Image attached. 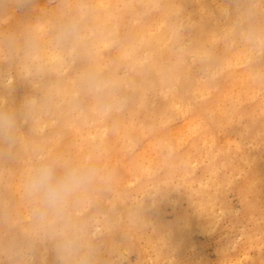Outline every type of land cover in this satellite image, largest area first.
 I'll use <instances>...</instances> for the list:
<instances>
[{"label": "bare ground", "instance_id": "bare-ground-1", "mask_svg": "<svg viewBox=\"0 0 264 264\" xmlns=\"http://www.w3.org/2000/svg\"><path fill=\"white\" fill-rule=\"evenodd\" d=\"M46 2H43L44 5ZM125 2H121L123 9L120 12L108 2L107 4L101 2V5L95 7V11L92 10L89 14L90 19L80 22L85 34H80L72 41H58V34L63 28L61 24H57L56 35L53 32H46L45 29L43 32L42 28L36 25L33 27L36 33L34 36L18 39L0 36V70L8 72L7 76L11 75L8 76L9 79L12 76L15 79H22L28 75L30 62L35 63L37 72L44 76L39 86L49 95L48 108L47 111H42L38 107L39 112L32 126L42 130L53 119L52 123H49L50 126L47 125L51 128L49 135L34 139L28 132V126H25L26 116L20 113L17 103L3 100L5 102L0 113L14 117L15 131L12 140L0 139V155L3 156L11 176L8 193L0 192V212L6 213L8 206L19 201L17 196L13 195L17 191L15 187L18 186L13 176L28 174L29 167L24 164L25 160H28L37 149L47 148L48 145L50 149L46 150L44 161L80 162L90 157L97 168L102 166L106 168L105 176L76 198L86 204L92 201L96 203V208H99V203L103 200L110 202V206L104 208L108 211L107 214L117 215L121 222L126 220L134 239L142 228L143 222L139 216L144 210L133 207V192L140 190L148 196L149 184L158 189L156 183L162 181L166 183L168 192L172 190V178L177 175L182 190L176 200L178 203L182 199L187 201V207L182 208L180 214L185 220L181 232L184 233L194 226L205 231L210 229L216 211L220 209L216 197L217 187L228 184L236 186L242 203V214L247 222V226L241 230L242 237L238 245L244 249L242 255L245 256V251L251 247L261 248L264 246V228L261 226V217L264 216V41L253 43L249 40V35L254 30L264 32V0H128V2L125 0ZM134 2L149 8L147 21H139L132 16ZM58 6L60 7V4ZM249 6L258 9V13H250ZM124 24L128 26L127 31L124 35L118 36L119 26ZM177 25L193 32L197 38L195 41L187 42V46L185 45L175 55L174 61L163 67L161 62L167 56L169 42L179 38L176 32ZM30 38L35 39L38 45L39 58H28L25 55ZM65 45H69L81 60L77 66L70 68L67 75H62L59 69L61 52ZM188 54L192 55L190 60L187 58ZM121 68H125L126 73L120 76L118 70ZM74 70H78L75 78L72 76ZM51 74L53 78L50 77ZM74 84L83 85L85 92L92 96V102L83 103L85 105L75 115L73 110L77 108L78 103L76 104L75 96L72 94ZM137 108L144 109L143 116L136 122L126 120L125 114L134 117L137 115ZM101 111L103 129L99 127L97 120V114ZM66 123L69 124L67 131L62 130ZM183 130H186V133H183ZM173 133L174 141L170 142L171 137L168 138V154L163 159L160 157L161 159L155 161V164L161 165L160 175H156L155 172L150 174L152 162L149 168L143 169L135 155L130 158L124 155L126 152L122 154V149H130L137 142L142 143L141 152L149 151L150 145L155 144L153 139L159 140ZM77 137L92 143L90 151L84 149L82 141L76 142ZM161 141L162 139L159 143ZM65 151L68 157L64 159L62 154ZM126 160L133 162L138 171L142 168L140 175H136L139 177L134 178L136 182L134 181L135 185L132 186H129L130 183L126 184L131 175L130 170H125ZM139 165L141 168H138ZM199 165L208 174L207 178L204 179V173L195 174L194 167L196 169ZM194 183H197L198 187L195 191L194 187L191 189ZM18 192L19 190L17 194L21 193ZM23 192L25 193V188ZM27 199H24L26 203ZM81 205L82 208L83 204ZM73 206L75 211L76 205ZM71 214L72 225L80 232L81 221L86 217L84 216L83 220L75 219ZM77 216L76 214L75 217ZM15 219L18 220L19 216ZM11 221L14 222L13 219ZM249 223H253L254 226ZM23 226L21 227V224L18 226V234L14 235L15 237L8 236L10 238L7 237L6 240L3 239L4 234L1 235L2 253L17 246L25 245L26 249L32 240L29 238V231L36 225L30 224L27 228ZM151 228L150 239L161 242L159 249L164 250L166 248V241L162 240L164 232L156 223L152 224ZM42 229L43 235L41 238L37 237V243L43 242L45 236L49 237V246L43 248L42 252H47L48 257L44 253L46 259L56 257L58 259L57 243L52 235L53 228L43 225ZM168 230H171L168 234L171 241L177 235L178 229L172 226ZM34 241L33 239L29 249L34 246ZM106 247L114 249L111 241L105 244ZM221 251V258L224 259L236 255L235 251L231 252L225 248ZM23 254L25 256V253ZM43 255L37 254L33 259L34 264H42ZM13 264H21V260L17 259ZM91 264H104V260L92 252ZM249 264H259V259H252Z\"/></svg>", "mask_w": 264, "mask_h": 264}, {"label": "rangeland", "instance_id": "rangeland-1", "mask_svg": "<svg viewBox=\"0 0 264 264\" xmlns=\"http://www.w3.org/2000/svg\"><path fill=\"white\" fill-rule=\"evenodd\" d=\"M46 1L45 0H5L3 3V0H0V32H1L0 36H2V38L4 37V38H8V39H12L13 37H14L13 39H18V37L21 38V37L34 36V34H36V33H35L33 27L36 25H39L42 28L43 32L45 29L46 32H53V34L56 35V33L58 31V25L57 24H61L62 27H64V26L68 25L66 23H72V22H76L77 27H78V36H80V34L81 35L85 34V31L81 27L80 22L90 19L89 14L92 12V10L95 11V9H96L95 7L98 8L101 5V2L102 3L104 2V4H107V2H108V4L111 7L112 6L115 7L117 9V11H119V12L122 11V9H123L122 3H126L125 0H113V1L112 0H99L100 1L99 3H98V0H87V1L86 0H72V1L71 0H61V1L60 0H52V1L46 0ZM58 1H60V2H58ZM109 1H110V3H109ZM126 1L128 2V0H126ZM43 2H46V4L44 5ZM96 2H97V4H96ZM35 3H37V5ZM59 4H60V7L58 6ZM116 4H117V7H116ZM38 5H41V6H38ZM33 6H36V8ZM56 6L58 8H56ZM62 6H63V8H62ZM67 6H70L69 7L70 9L67 8ZM91 6H92V8H91ZM119 7L121 9H118ZM249 7H248V11L249 12L251 11L250 13H252V14L258 13L257 12L258 9H256L254 6H249ZM60 9H64V10L62 11ZM42 11H43V13H42ZM134 11L136 12V14ZM33 14L35 15V18H34ZM148 15H149V8L148 7H145L142 4L141 5L137 4L136 2L133 3L132 16L135 19H137L139 21H147V19L149 18ZM64 16H67V17H64ZM83 17H84V19H83ZM79 19H80V21H79ZM52 23H54V25L57 28ZM63 24H64V26H63ZM127 27H128L127 24L120 25L117 35L118 36L124 35L125 32L127 31ZM7 30H9V31H7ZM176 32L178 33L179 38L176 40H171L169 42L168 48H167V50H168L167 56H165L161 62L163 67H167L169 65V63L174 61L175 55L178 52H180L184 48L185 45L187 46L188 43H190L191 41H195L197 38L193 32L185 30L183 27H181L179 25L176 26ZM184 38H187V39L184 40ZM65 46L63 47L62 52H61V58L62 59L64 58V60L61 59V65H60V69H59L60 74H62V75H67L69 73L70 68L73 66H77V64L81 60V58L76 54V52H74L72 49H70L69 45H65ZM69 50H71V51H69ZM76 56H77V58H76ZM188 56H190V57H188ZM191 57H192L191 54L187 55L188 60H190ZM29 68H30V73L28 75L24 76L22 79H15V77L13 78V76H12L13 80H12V78L9 79L8 76L10 74L7 76L8 72L0 70V111L2 110L3 103L5 102L3 100H5V99L7 101L13 102V104L17 103L18 105L16 104V106L19 107L20 113L23 116H26L25 126H28V132L31 133L30 135L32 137H34V139H39V138H43V137H46L47 135H49V133H50L49 130L51 128L47 127V125L50 126V124L52 123L51 120H53V119H51L50 122L48 121L50 124L47 123L46 126H44L46 128L40 127L41 129L43 128L42 130H39L38 128H35L32 126V124L35 122V119L37 118L36 115L39 112L38 107L42 111L43 110L47 111L49 95L47 94V91L44 88L39 86V83L44 79V76H41V73L37 72L36 67H35V63L30 62ZM76 73H78V70L72 71L73 78H75ZM125 73H126L125 68H121L118 70V74L120 76L124 75ZM10 77H11V75H10ZM50 77L53 78V74H51ZM74 86L76 88L73 87L72 94H73V97L75 96L74 98L76 99L75 100L76 104L78 103L77 108L75 110H73V114L75 115V113H77L81 107H83L85 104L90 103V101L92 102V96L89 92L88 93L85 92L84 88L82 87L83 85L74 84ZM80 86H81V88H80ZM74 91H76V93ZM83 103H85V104H83ZM142 109L143 108H137V111H136L137 115H135L134 117L129 116V114L126 113L125 114L126 120H128V121L133 120L135 122L138 121L143 116V114L145 113L144 109L143 110ZM24 110H26V111H24ZM102 117H103V111H101L97 114L98 125L101 129L104 128ZM68 127H69V124L66 123V124H64V126H62V130L67 131ZM183 133H186V130H183ZM183 135H185V134H183ZM174 136H175L174 133L171 136L168 135V136H166L167 139H166V137H164L165 140L162 137V138H160V139H162V141L160 143H159L160 139L159 140L153 139V141H155L153 143H155V144L150 145L149 151L147 150L148 152L147 151L144 153L141 152L143 149L142 145H141L142 143L137 142V144H135L134 147H132L130 149L129 148L122 149V154L126 152L128 154L126 155V153H125L124 155L126 157L129 156L130 158L135 155L136 160L140 161L139 163H141L142 168L144 167L145 169L149 168V164H151V162H152V164L150 165V168H149L150 169L149 171H151L150 174L151 173L153 174L155 172L156 175H160V174H162L161 165L158 163L155 164V161H157L161 158L163 159L164 157H166V155L169 152L168 146H167V143L169 142L168 138L171 137L170 142H172V140L174 141V139H175ZM75 139H76V142L79 141L77 143H80V141H82V143L84 144L83 147H84V149H86L87 152L90 151L89 149L92 148V146H93V145H91L92 143H87L85 140H82L79 137H77ZM162 143H163L164 147H163ZM88 146H89V148H88ZM156 147H158V148H156ZM47 149H50V148H48V145H47V148L37 149L32 156L30 155V158L28 159L29 161L25 160L24 164L29 167V168L27 167L28 168V174L30 173V171L32 170V168L34 166L36 167L37 164L40 163L42 159L44 160ZM150 150H154V151H150ZM63 154H66V155L63 156ZM63 154H62V158L65 159L68 157V153L66 151ZM136 154H138V155H136ZM137 156H139V158H137ZM151 156L153 159L151 158ZM149 157H150V159H149ZM155 158H156V160H155ZM1 159H3V156L0 155V160ZM133 160H135V158ZM142 160H144V161H142ZM153 161H154V163H153ZM205 162H204V164H205ZM0 164H1L0 165V172H1L0 178H2V180H0V192L1 193L4 192L3 194H7L9 191V184H10L11 176L9 174V168H8L7 164L5 163L4 159H3V161L2 160L0 161ZM124 165H125L124 166L125 170L127 169V170L131 171L130 172L131 175H129V177H128L129 182L126 184L130 183L129 186L130 185L132 186L136 182L135 180L139 177L136 175L137 174L140 175V172L142 170L141 165H139V167H138V168H141V169H139V171H138L137 167L134 166V163L131 161L126 160ZM222 165H223V163H222ZM219 166H220V168H223V166H221V165H219ZM99 169H100L101 177H104L105 172H106V168L102 166V167H99ZM151 169H153V170H151ZM156 169H158L159 171ZM133 170H135V171H133ZM194 170H195L194 171L195 174H198V175L201 174L202 175L204 173V175H203L204 179L207 178L208 174L203 171V168L201 169L200 165L196 166V169L194 167ZM26 173H27V171H26ZM28 174H26V175L17 174L15 176H13L14 181L18 183L19 187H21V188H19L18 186H16L15 188H17L16 189L17 191L19 190V192H21V193L24 191L25 180L27 179L26 176ZM8 176H9V178H8ZM134 178H136V179H134ZM18 180H21V181H18ZM20 182H22V183H20ZM162 182L156 183V186L157 187L159 186L158 189L153 188L149 184L150 194L148 196L145 195V193L140 191V190H138V192L137 191L133 192V196H132L133 197L132 198L133 207L136 209H139V210H144V213H142L139 216V219H141L143 224H142V228L139 229V231L141 233L139 232L136 236V238L138 237L137 239L136 238L134 239L132 234L130 233L129 225H128V222L126 220L124 222H121V220H118L119 218L117 217V215H115L116 216L115 217V216H110L107 214L108 211L105 210L104 208L107 207L108 205L110 206V204H109L110 202H108V201L105 202V200H103L99 203L100 204L99 208H96V206H95L96 203H93L92 201L89 202L90 205H88L89 203L86 204V202H83V201L75 198V200H74L69 211H70V213H72L71 215H73L75 219L83 220L84 219L83 217L84 216L86 217V219H85L86 221L85 220L81 221L80 233L82 234L84 244L87 246H90L91 253L92 252L97 253L100 256V258L104 260V264H159V263L160 264H230V263L231 264H242V263L249 264L251 262V260L252 259L254 260L255 258L259 259V264H264V260H262V259H264V246H262L261 248L256 247V246L249 248L248 250L245 251L246 252V254L244 253L245 256L242 255L243 254L242 252H244V249L238 247L239 240L242 237L241 230L245 226H247V222H246V219L244 218V216L242 214V210H243L242 205H241L242 203L240 201V197L238 195L236 186L232 187V186L226 184V185H220L219 187H217L218 189L216 188L217 189L216 190V197H217V202L220 206L219 207L220 209L219 210L217 209L215 220H214V222H213V224L209 230L205 231L203 229H200V227L194 226V227L190 228L189 230H186L183 233V232H181V230L183 229V227L185 225V220L180 216V214H181V209L187 207V201H186V199H182L178 203L176 200V198H178L179 195L181 194L180 191L182 190V188L179 185V177L177 175H174V177L172 178V190H168V192L166 191V187H167L166 183L165 182L162 183ZM22 185H24V186H22ZM197 188H198L197 183H194V185L192 184L191 189H194V191H195V190H197ZM17 191L13 193V195L15 197L17 196V198L19 199L18 203H16L17 205L15 204L12 206H8L9 207V208H7L8 214H7V212L6 213L0 212V238H2L1 235H3V234H4L3 239H6V240L8 238H10L12 235L13 236L17 235L18 234L17 229L19 228L18 226H20V224H21V227L24 225L23 228L24 227L27 228L30 224H35L37 227L35 226V228H32L29 231V238H30V240L31 239L32 240L29 243V245L26 246V249H25V245H23L20 247H18V246L16 247L19 249H16L14 247L15 249L9 250L6 253L5 252L2 253L3 250L0 247V264L6 263V262L13 264L17 259L21 260V264H34L35 260H33V259L36 258L37 254L43 255L45 253V252H42L43 248H47L49 246L50 238L47 236L44 237V239L42 240L43 242H41L39 244L37 243V237L41 238L43 235V229H42L43 225L38 223L35 220V218L33 217V215H32L33 214L32 213L33 206L30 203L29 199H27L26 194L23 192L22 195L24 197H22L21 193L18 192L19 194H17ZM134 196H135V198H134ZM24 199H27V203H26V200L24 201ZM134 199H136V200L134 201ZM174 200H176V201H174ZM22 203L23 204L25 203V205H23ZM78 203H80V204H78ZM81 203L83 204L82 208L80 207ZM18 205H21L22 207L18 206ZM73 205H76V210H78V211L81 210V211L78 212L75 210L76 211L75 212L72 208V207H74ZM14 206H17V207L15 208ZM101 211H102V213H101ZM13 213H14V215H13ZM75 213L78 215L77 217H75V215H76ZM16 214H18V215H16ZM7 215H9V216H7ZM18 216L20 219V220L18 219L19 221L15 219V217L18 218ZM25 217H26V219H24ZM29 217H31V218L29 219ZM21 218H23V219L21 220ZM180 218L184 221H182ZM11 219H13L14 222L11 221ZM151 222H152V224L156 223L161 228V230L164 232V234H162L163 242L166 241V243H165L166 248L164 250L159 249V245L161 244V242H155L154 240L150 239V237L152 235V228H151L152 224H151ZM261 223H262L261 224L262 228H264V216L261 217ZM82 224H83V226H82ZM250 225L254 226L253 223ZM172 226L174 228L178 229L177 230L178 233L171 241H169L168 234L171 232V230H168V229H171ZM214 227L216 230L214 229ZM52 235L55 239V242L58 244L59 239L55 235V232L52 231ZM8 236H10V237H8ZM143 236H144V238H143ZM139 238H140V240H139ZM33 239L35 240L33 242L34 246L30 247V249H29V246L31 245ZM108 241H111V244H113V248H114L113 250L107 249L108 247L105 248V244H107ZM168 242H170V244ZM140 245H142V246H140ZM183 245H185V246L182 247ZM223 247L225 249L230 250L231 252L235 251L237 256L236 255L235 256L230 255L232 257L225 258V259L221 258V252H222L221 250L224 249ZM233 247H234V249H232ZM157 250L159 253L157 252ZM144 251H145V253H144ZM237 251H238V253H237ZM23 253H25V256ZM32 253H33V255H32ZM101 253L103 256L100 255ZM106 253H108V254H106ZM5 254H7V255H5ZM45 254L48 257L47 252ZM44 255H43V259H46V255L45 256ZM156 255H158V256H156ZM6 256H8V257L6 258ZM56 258H51V259L49 258V259H46L45 261L41 258L42 259L41 261H43L42 264H45L47 261H49V262H47V264H62L61 261L59 260V258L58 259H56ZM154 258H156V259H154ZM250 258H252V259H250ZM150 259H151V262H149Z\"/></svg>", "mask_w": 264, "mask_h": 264}, {"label": "clouds", "instance_id": "clouds-1", "mask_svg": "<svg viewBox=\"0 0 264 264\" xmlns=\"http://www.w3.org/2000/svg\"><path fill=\"white\" fill-rule=\"evenodd\" d=\"M77 38L76 22L64 26L57 37L58 41ZM249 40L253 43L264 41V32L254 30ZM25 55L39 58L35 39L28 40ZM14 131V117L0 113V139L12 140ZM101 178L100 169L90 157L80 162L63 163L42 159L27 176L25 193L33 206V217L41 225L54 229L59 239L57 253L62 264H91V248L84 244L82 234L73 227L69 210L77 195L87 191Z\"/></svg>", "mask_w": 264, "mask_h": 264}]
</instances>
